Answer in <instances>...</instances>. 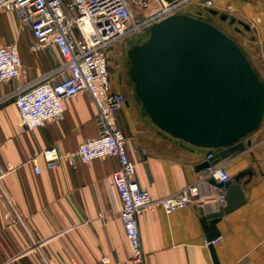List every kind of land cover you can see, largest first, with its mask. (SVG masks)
<instances>
[{
  "label": "crops",
  "instance_id": "1",
  "mask_svg": "<svg viewBox=\"0 0 264 264\" xmlns=\"http://www.w3.org/2000/svg\"><path fill=\"white\" fill-rule=\"evenodd\" d=\"M211 2V14L224 12L235 28L239 23L249 26L244 29L248 52L263 74L264 0ZM202 4L188 3L183 7L189 9L185 14L194 16ZM18 25L13 13L0 14V46L15 44L25 71L19 79L0 84V264H98L103 255L111 264H133L115 213L121 208L111 181L118 168L115 157L76 168L60 162L51 170L39 158L40 173L34 172L30 159L35 154L52 146L62 154L74 152L98 136L97 108L86 94H79L63 102L62 119L34 130H19L15 92L54 70L62 59L51 47L32 52L35 40L30 30L19 31ZM117 89L111 81V90ZM126 99L128 105L114 116L127 138L137 184L158 200L196 183L209 199L203 206L207 212L224 206L216 199L222 191L204 178V171H195L216 150L171 138L143 114L137 100ZM243 144L242 153L215 166L224 168L232 183L239 173H251L241 179L244 203L217 224L220 236L214 251L218 264H264V116ZM137 225L144 264H213L198 207L170 214L159 207L146 208L137 216Z\"/></svg>",
  "mask_w": 264,
  "mask_h": 264
},
{
  "label": "built area",
  "instance_id": "2",
  "mask_svg": "<svg viewBox=\"0 0 264 264\" xmlns=\"http://www.w3.org/2000/svg\"><path fill=\"white\" fill-rule=\"evenodd\" d=\"M151 1L0 0V14L13 13L19 23L18 30H30L35 40L30 47L32 52L51 47L62 59L54 70L15 92L13 103L20 116L19 130H34L47 122L62 119L63 102L79 94H86L97 108L98 136L86 140L74 152L62 154L52 146L35 154L30 159L34 172L40 173L39 158L51 170L60 162L76 168L94 160L115 157L118 168L111 181L121 202V208L115 209V213L122 222L133 264H144L137 216L146 208L155 206L170 214L177 209L203 207L209 200L196 183L171 196L154 200L137 184L135 165L127 154V138L116 125L115 112L126 105L127 99L122 93L111 90L108 56L114 46L147 22L132 24L130 3L141 12ZM192 1L201 0H158L159 9L154 17L164 15L158 20L161 21ZM203 4L211 5L212 2L208 0ZM24 74L17 46H0V84L17 80ZM210 157L208 155L207 160ZM204 178L221 184L232 181L224 168L215 166L204 171ZM223 196L222 191L216 198L222 204ZM217 242L218 239L205 245L214 246ZM98 264L111 262L107 255H103Z\"/></svg>",
  "mask_w": 264,
  "mask_h": 264
},
{
  "label": "water",
  "instance_id": "3",
  "mask_svg": "<svg viewBox=\"0 0 264 264\" xmlns=\"http://www.w3.org/2000/svg\"><path fill=\"white\" fill-rule=\"evenodd\" d=\"M127 59L143 114L171 138L216 150L196 172L245 150L243 140L264 116V81L232 38L202 18L176 13L154 23L149 37L128 50ZM250 174L239 173L234 183L210 180L224 191V206L216 212L198 208L207 243L219 238L221 218L244 203L241 179ZM208 249L213 264H218L214 246Z\"/></svg>",
  "mask_w": 264,
  "mask_h": 264
},
{
  "label": "rangeland",
  "instance_id": "4",
  "mask_svg": "<svg viewBox=\"0 0 264 264\" xmlns=\"http://www.w3.org/2000/svg\"><path fill=\"white\" fill-rule=\"evenodd\" d=\"M192 6V5H191ZM195 6V5H193ZM200 9L193 11L194 17H199L204 20L212 21L215 25L218 26L223 32H225L229 37L237 42L240 46L247 59L249 60L252 68L263 78L264 73H260L259 65L257 62L253 60V57L250 56L248 52V41L245 30L241 26H238V29H242L243 31L239 34L234 31L235 25L230 23L228 17L224 15V12L218 13L217 15L211 14L210 10L213 9L212 4H202L200 5ZM131 13H132V24H140L143 21L147 20L145 24H142L139 27V30L130 34V37L123 39L118 45L114 46L109 54V74L111 81L116 84L117 90L122 93L125 97L129 98L130 101L132 99L136 100L134 92H133V84L129 80L128 69H129V61L127 59V52L133 46V44H140L147 39V27L154 22L160 20L163 16L154 17L159 9L158 0H152L148 7L144 11L136 10L132 4L130 3ZM189 11L188 7L181 8L177 12L185 13ZM132 33V31L130 32ZM264 66V65H263Z\"/></svg>",
  "mask_w": 264,
  "mask_h": 264
},
{
  "label": "flooded vegetation",
  "instance_id": "5",
  "mask_svg": "<svg viewBox=\"0 0 264 264\" xmlns=\"http://www.w3.org/2000/svg\"><path fill=\"white\" fill-rule=\"evenodd\" d=\"M214 15H217V13L216 14H214ZM205 21H207V22H209V23H211V24H213L214 26H216L217 28H218V26L217 25H215L212 21H209V20H205ZM233 25H235L236 26V24L234 23V22H231ZM152 26V25H151ZM151 26H149V28L151 27ZM239 26V25H238ZM242 27V26H241ZM149 28L147 27V36L149 37ZM219 29V28H218ZM220 31H222L221 29H219ZM244 30V29H243ZM242 29H238L237 27L236 28H234V31L236 32V33H241L242 31H243ZM223 32V31H222ZM223 33H225V32H223ZM226 34V33H225ZM242 34V33H241ZM227 35V34H226ZM228 36V35H227ZM147 37V38H148ZM229 37V36H228ZM231 38V37H230ZM235 41V40H234ZM236 42V41H235ZM237 43V42H236ZM134 45H137V44H133V46Z\"/></svg>",
  "mask_w": 264,
  "mask_h": 264
},
{
  "label": "bare ground",
  "instance_id": "6",
  "mask_svg": "<svg viewBox=\"0 0 264 264\" xmlns=\"http://www.w3.org/2000/svg\"><path fill=\"white\" fill-rule=\"evenodd\" d=\"M215 14H216V12H215ZM159 22V21H158ZM155 23H157V22H155ZM154 23H152L151 25H153ZM151 25H149V26H151ZM149 26H148V28H149ZM148 37V36H147Z\"/></svg>",
  "mask_w": 264,
  "mask_h": 264
}]
</instances>
